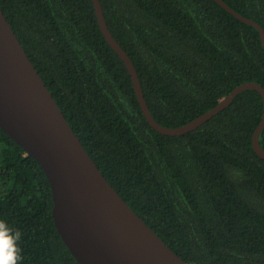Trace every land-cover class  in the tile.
Wrapping results in <instances>:
<instances>
[{
    "label": "trees",
    "instance_id": "1",
    "mask_svg": "<svg viewBox=\"0 0 264 264\" xmlns=\"http://www.w3.org/2000/svg\"><path fill=\"white\" fill-rule=\"evenodd\" d=\"M99 1L158 124L180 127L245 82L264 88L259 32L214 0ZM222 1L264 30V0ZM0 6L103 176L175 254L189 264H264V159L252 147L258 91L238 93L194 130L164 135L146 121L91 0ZM258 140L264 150V127ZM52 206L40 165L0 129V221L22 234L20 264H79Z\"/></svg>",
    "mask_w": 264,
    "mask_h": 264
},
{
    "label": "water",
    "instance_id": "2",
    "mask_svg": "<svg viewBox=\"0 0 264 264\" xmlns=\"http://www.w3.org/2000/svg\"><path fill=\"white\" fill-rule=\"evenodd\" d=\"M107 43L130 74L140 109L157 132L178 136L202 125L246 90L258 91L263 115L252 136L254 152L264 159L259 134L264 127V88L255 82L235 87L217 105L188 123L168 128L150 114L136 69L110 33L99 0H91ZM239 21L257 29L264 50V30L222 0H214ZM0 129L42 168L52 194L51 216L63 243L79 264H189L128 206L103 176L68 124L38 75L0 6Z\"/></svg>",
    "mask_w": 264,
    "mask_h": 264
},
{
    "label": "clouds",
    "instance_id": "3",
    "mask_svg": "<svg viewBox=\"0 0 264 264\" xmlns=\"http://www.w3.org/2000/svg\"><path fill=\"white\" fill-rule=\"evenodd\" d=\"M22 234L9 228L4 221H0V264H20L21 249L18 246Z\"/></svg>",
    "mask_w": 264,
    "mask_h": 264
}]
</instances>
